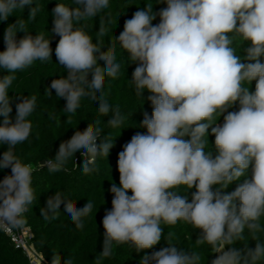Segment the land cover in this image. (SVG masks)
Wrapping results in <instances>:
<instances>
[{
	"label": "clouds",
	"instance_id": "obj_1",
	"mask_svg": "<svg viewBox=\"0 0 264 264\" xmlns=\"http://www.w3.org/2000/svg\"><path fill=\"white\" fill-rule=\"evenodd\" d=\"M162 2L167 6L159 11L158 24H153L157 14L149 6L127 19L117 37L129 61L137 63L131 83L141 96L147 89L153 111L150 117L145 113L141 124L147 134L133 135L118 154L120 186L113 183L110 189L114 196L112 208L106 210L102 220L101 255H110L113 242H131L137 252L151 249L164 236L162 223L175 225L185 220L202 230L197 243L207 242L214 247L243 238L247 228L257 241L254 249L233 247L220 251L218 247L219 255L210 264H256L264 258V242L255 235L261 230L259 220L264 216V63L260 60L264 56V0ZM75 4L79 7L57 4L52 9L53 31L60 37L55 56L68 75L53 80L50 90L66 99L64 110L68 113L76 111L82 96L96 99L95 93L99 92L98 114L107 116L111 109L103 100L104 77L116 78L120 65L114 62L110 50L101 51L73 22L97 15L108 7L109 0H75ZM32 5L33 0H0V20H7L25 6L30 7L29 17H34L37 9ZM18 31L25 32L23 21L7 27L6 49L0 52V69L9 73L0 78V144L8 145L0 169L11 167V175L0 181V223L14 227L23 225L21 217L35 199L33 169L15 159L11 150L30 136L32 126L27 118L35 110L36 97L21 98L13 123L8 89L15 79L12 73L52 56L49 39L25 32L17 42ZM229 33L250 42L244 57L236 54ZM98 60L105 62L103 68ZM90 71L91 82L87 79ZM252 81H256L254 92L244 86ZM237 102L239 110L228 112ZM225 112L223 124L213 127V117ZM107 122L119 127L122 120L117 113ZM210 127L215 136V156L205 151L208 141L204 138ZM98 135L99 130L94 131L91 124L82 132L76 131L60 144L54 160L62 161L83 150L81 154L87 158L82 170L90 173L93 169L89 165L97 155L108 156L113 146H98ZM46 165L51 171L57 170L53 159ZM242 177L246 178L235 190L226 191ZM180 185L196 189L190 202L187 195L173 191ZM62 203L57 194L48 199L46 208L54 213ZM92 207L91 203L82 208L64 203V210L78 229L83 228L81 217L87 216ZM41 214L49 219L44 210ZM150 261L199 264L200 256L168 243V247L144 255L140 264Z\"/></svg>",
	"mask_w": 264,
	"mask_h": 264
},
{
	"label": "trees",
	"instance_id": "obj_2",
	"mask_svg": "<svg viewBox=\"0 0 264 264\" xmlns=\"http://www.w3.org/2000/svg\"><path fill=\"white\" fill-rule=\"evenodd\" d=\"M57 4H63L70 8L79 7L75 0H33V7L37 9L34 17H29L30 7L17 9L7 20H0V52L6 49L4 33L9 25L17 20L23 21L25 32L33 37L42 34L45 39H49L52 49V56L41 61L37 59L32 65L23 70H18L12 75L15 76L8 89L11 98L12 122H15L16 104L21 102V98L36 97V107L27 118L31 123V133L28 139L17 144L12 150V155L23 164L31 165L32 183L35 199L27 206V211L22 215L23 225L31 238L29 243L35 251L42 256L45 264H140L144 255H151L164 247L168 243L183 249L186 252L199 254V264H210L216 258L219 250L228 248H255L252 234L246 228L243 238L234 239L231 243L214 247L207 242L197 243V238L202 235V230L195 228L185 220H179L175 225L162 223L164 236L161 241L151 249L137 252L136 247L131 243L113 242L110 248V255H101L103 251L104 228L102 220L106 210H111L114 194L110 191L111 186L119 183L118 154L123 151L126 145L136 133L147 134L146 127H142L145 113L150 117L153 111L151 102L147 99L150 93L145 89L142 96L137 93L131 83L132 72L137 66L136 62L129 61L128 53L121 47L117 37L123 31L124 23L132 18L133 14L140 9L147 10L152 7L153 13L157 14L153 24L160 22L159 11L167 5L162 0H109L108 7L101 10L97 15L74 21V27L80 28L92 39L101 51L108 50L115 56V63L120 65V70L116 78L105 74L103 85V100L109 104L111 111L107 116L98 114V105L101 93H95L96 99L91 95L80 98L79 106L73 113L64 110L66 99L57 97L54 89L50 90L51 82L55 79L66 78L67 69L59 64L55 56V48L60 37L53 31L54 16L52 9ZM18 31L17 42L26 33ZM233 37L232 47L236 54L244 57L245 49L250 47V42L244 41L240 36L229 33ZM264 63V56L260 57ZM248 62V61H242ZM98 66L103 68L105 62L97 61ZM9 73L0 69V78ZM92 72L88 74V81L91 82ZM256 81L251 84L245 82L244 86L249 87L250 92L255 91ZM85 87V85H80ZM239 102L227 111H238ZM118 113L122 123L119 127H112L108 120ZM224 115H215L212 119L213 127L222 125ZM3 117H0L2 124ZM216 123V124H215ZM91 124L94 131L99 130L97 145L104 143L112 144L109 155L98 154L94 163L89 166L93 169L85 174L82 170L83 161L87 158L81 153L83 150L72 153L62 161L54 160L59 146L62 142L68 141L76 131H84ZM187 139V137H185ZM208 143L205 151L215 150V136L208 130V136L204 138ZM8 151L7 144H0V159L3 153ZM53 159L57 165V170L51 171L46 165V161ZM11 175V167L0 169V181L5 176ZM252 170L249 167L247 178H251ZM236 181L228 186L226 191L235 190L239 183ZM218 187V186H217ZM196 189H189L187 185H180L173 191L181 196H188L191 201V194ZM59 195L64 203H71L76 208H82L86 203L93 205L92 211L81 217L83 228L78 229L71 216L64 210V203L55 212H50L46 208L49 198ZM131 195V191L128 192ZM46 212L49 219L46 220L41 214ZM55 218H52V216ZM259 223L261 230L256 232L260 242H264V216H261ZM14 227V226H12ZM169 233L171 236L169 237ZM0 264H31L28 256L15 247L10 237L0 227ZM149 264H155L150 261ZM256 264H264L261 258Z\"/></svg>",
	"mask_w": 264,
	"mask_h": 264
},
{
	"label": "built area",
	"instance_id": "obj_3",
	"mask_svg": "<svg viewBox=\"0 0 264 264\" xmlns=\"http://www.w3.org/2000/svg\"><path fill=\"white\" fill-rule=\"evenodd\" d=\"M0 227L11 241L15 244L17 249H21L29 258L31 264H45L42 256L39 255L32 245L29 243L31 234L21 227H12L6 223H0Z\"/></svg>",
	"mask_w": 264,
	"mask_h": 264
},
{
	"label": "rangeland",
	"instance_id": "obj_4",
	"mask_svg": "<svg viewBox=\"0 0 264 264\" xmlns=\"http://www.w3.org/2000/svg\"><path fill=\"white\" fill-rule=\"evenodd\" d=\"M224 249H221L220 251H223Z\"/></svg>",
	"mask_w": 264,
	"mask_h": 264
}]
</instances>
